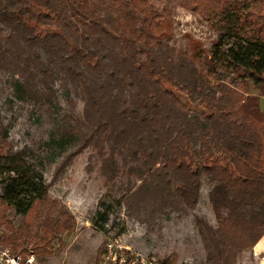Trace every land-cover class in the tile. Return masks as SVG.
Listing matches in <instances>:
<instances>
[{
  "label": "trees",
  "instance_id": "obj_1",
  "mask_svg": "<svg viewBox=\"0 0 264 264\" xmlns=\"http://www.w3.org/2000/svg\"><path fill=\"white\" fill-rule=\"evenodd\" d=\"M175 1L217 33L200 66L169 46L151 0H0V74L51 125L42 151L0 146L1 247L39 263L65 248L76 221L44 171L86 149L138 222L193 217L200 264H237L264 236V113L238 87L264 92V0ZM204 180L215 225L194 213ZM103 206L91 223L105 233Z\"/></svg>",
  "mask_w": 264,
  "mask_h": 264
},
{
  "label": "rangeland",
  "instance_id": "obj_2",
  "mask_svg": "<svg viewBox=\"0 0 264 264\" xmlns=\"http://www.w3.org/2000/svg\"><path fill=\"white\" fill-rule=\"evenodd\" d=\"M149 10H157L170 23L172 38L169 46L200 66L196 56L207 54L217 38L210 23L201 14L179 6L175 0H151ZM238 87L247 95L259 94L258 106L264 113V92L259 93L250 84ZM63 96L61 91L58 101L62 110L67 111L70 107L81 116L82 103L69 102ZM39 115L12 99L9 80L0 74V146L10 153L42 151L51 136V125ZM90 153V149H86L74 154L59 171L55 170L58 162L49 163L45 168L44 177L50 183V197L67 207L76 224L71 234L63 238L65 248L60 249L54 243L53 256L38 263L107 264L104 258L97 260V252L98 249L105 251L106 244L113 242L122 247L128 259L155 257L159 261L168 257L175 260L174 264H200L203 251L195 234L193 217L171 214L156 216L147 223L138 222L124 206L116 205L114 199L120 195L119 182L113 187L105 186L97 166H89ZM209 189L210 185L204 180L194 213L215 225L207 198ZM104 204L111 213L105 233L91 223L93 215ZM237 264H258V261L248 251L241 255Z\"/></svg>",
  "mask_w": 264,
  "mask_h": 264
},
{
  "label": "built area",
  "instance_id": "obj_3",
  "mask_svg": "<svg viewBox=\"0 0 264 264\" xmlns=\"http://www.w3.org/2000/svg\"><path fill=\"white\" fill-rule=\"evenodd\" d=\"M104 261L107 264H159L155 257L148 259H128L117 243H108L105 246ZM0 264H39L32 255H14L8 248L0 246Z\"/></svg>",
  "mask_w": 264,
  "mask_h": 264
},
{
  "label": "crops",
  "instance_id": "obj_4",
  "mask_svg": "<svg viewBox=\"0 0 264 264\" xmlns=\"http://www.w3.org/2000/svg\"><path fill=\"white\" fill-rule=\"evenodd\" d=\"M252 256L258 261V264H264V236L253 247Z\"/></svg>",
  "mask_w": 264,
  "mask_h": 264
}]
</instances>
